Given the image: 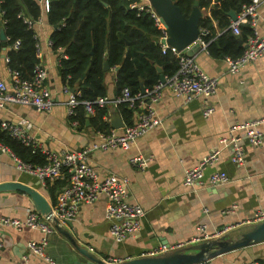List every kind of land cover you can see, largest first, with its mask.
I'll return each mask as SVG.
<instances>
[{
    "label": "crops",
    "instance_id": "1",
    "mask_svg": "<svg viewBox=\"0 0 264 264\" xmlns=\"http://www.w3.org/2000/svg\"><path fill=\"white\" fill-rule=\"evenodd\" d=\"M217 2L212 0L209 8H201L202 17L210 15L211 7ZM258 11V28L264 33V4ZM47 12L43 9L35 31L39 39L40 62L48 70L47 84L55 101L54 108L50 112H41L33 106L10 103L0 107V120L19 121L25 118L32 122L31 132L39 143L56 151L77 150L97 140L98 130L92 126L90 115L85 110V125L74 126L68 115L65 102L69 93L64 89L59 65L63 49H55L51 44V36L57 25L49 23ZM213 24L216 35H221L224 29L218 28L216 20ZM240 45L245 46V42ZM2 49L0 74L11 86L12 75L5 60L6 46H2ZM193 56L209 75L218 79L217 91L210 98L214 108L211 115L205 116L203 113L206 105L204 97L186 102L165 87L162 98L152 103L162 119L159 126L139 137L127 149L98 150L90 156L101 177L109 173L128 177L129 200L140 204L145 210L141 229L123 242L116 241L111 234L110 221L105 217V195L93 203L82 204L77 215L71 219V225L65 220L61 221V226L72 233L78 244L98 258L111 259L115 263L151 255V252L165 248L161 252L164 253L178 244L188 247L193 245L189 242L201 234L198 227L202 223L207 225L208 233L212 236L210 239L218 237L222 230L225 231L219 236L229 233V237H238L253 225L248 221L256 211L264 209V151L248 140L244 129L232 130L236 125L264 119V55L238 73L230 72L226 60L212 57L203 44ZM116 71L115 67L105 71L109 97L117 95ZM106 108L104 120L110 130L115 128L113 116L116 113L124 122L118 106L108 104ZM258 127L264 136V120ZM117 129L122 131V127ZM230 135H238L242 139L245 149L242 164L232 161V149L224 147L221 141L222 137ZM214 149L221 150L218 159L206 165L201 183L185 185L186 168L200 163ZM139 153L151 157L144 169L130 162V158ZM221 170L227 172L229 180L211 185L209 176ZM4 181H20L33 186L45 194L52 206L55 204L46 186L34 175L20 171L6 152L0 153V183ZM234 204L237 206L228 213L227 209ZM32 206L31 197L23 191L0 192V213L3 215L25 218L28 208ZM43 236L39 229L0 226V241L3 242L0 264H44L39 256L27 248L29 240H40ZM47 238V253L55 259L56 264H98L82 255L56 228ZM259 259L264 260V241L216 255L202 264H249Z\"/></svg>",
    "mask_w": 264,
    "mask_h": 264
},
{
    "label": "built area",
    "instance_id": "2",
    "mask_svg": "<svg viewBox=\"0 0 264 264\" xmlns=\"http://www.w3.org/2000/svg\"><path fill=\"white\" fill-rule=\"evenodd\" d=\"M41 3L43 9L49 11L50 0H41ZM262 4H264V0H251L249 3H244L237 13V18L231 19L230 28L234 33L241 34L242 25H248L252 30L245 41V49L239 56L232 57L227 55L224 57L232 73L240 72L249 63L256 61L264 55V33L260 32L258 28V9ZM132 6L138 7L140 11L146 10L150 14L154 24L160 30L157 43L161 46L163 52L172 49L173 53L178 57L179 68L176 73L165 75L164 81L160 79L152 89H146L143 93L132 94L130 88L125 87L118 96L109 97L105 95L95 100L79 99L81 95L80 91H76L75 89L73 91L67 84L64 85L65 91L69 93L65 104L74 126H78L79 124L76 119H73L77 116V106L79 104H84L86 112L92 116L96 113L98 106L104 107L108 104H113L117 107L122 102L128 103L136 112V118L132 124H124L122 131H119L117 128H113L109 132L98 131L97 140L86 144L81 149L56 151L37 141L35 135L31 132L33 124L27 119L22 118L19 121L5 119L1 122L2 129L9 133L12 138L17 139L24 146L30 147L33 152L45 156L46 162L44 164L26 162L7 145L0 142L2 152L11 155L16 167L20 171L34 175L44 186H46L47 181L56 182L62 180L64 182L58 190L57 200L52 206V216L58 218L60 221L72 219L77 215L82 204L93 203L101 195H105L107 198L105 217L110 221L111 234L118 242L125 241L130 235L141 229V220L145 215V210L140 204L129 200L128 177L119 176L115 173H109L101 177L90 161L91 154L98 150L127 149L139 137L154 127L159 126L162 123V119L153 108L152 103L158 102L162 98L165 87L170 88L174 94L182 97L186 102L192 101L197 97H204L206 105L203 113L205 116H209L214 111L213 106L210 104V98L216 93L218 86V79L209 75L200 66L194 56L177 50L167 43L166 40L169 37L168 29L150 0H139ZM40 20L41 17L39 20L25 18L30 27H35L36 23ZM203 31L207 30L201 28V34ZM163 39L166 42H163ZM199 41L207 47V43L201 37H199ZM19 45V40L13 44L15 48H18ZM37 47L39 50V41ZM2 50L0 46V53L3 52ZM62 57H67V55L63 53L60 55L59 65L61 64ZM9 59L5 55L7 63ZM9 71L12 75L11 86L7 84L0 74V107L13 103L33 106L41 112H50L54 108L55 101L51 89L47 84L48 70L40 61L36 64L34 75L31 79L23 78L19 71L13 70L10 67ZM147 100L148 103H146ZM263 120L259 119L243 125H236L232 130L236 128L244 129L248 140L264 151V136L258 127ZM221 141L224 147L232 149L231 159L234 163H244L245 149L240 136L230 135L222 137ZM220 151V149H214L200 163L186 168L184 184L193 186L201 183L205 175L206 165L215 162L218 159ZM150 159L151 157L139 153L132 156L130 162L137 168L144 169L148 166ZM228 180V174L223 170L214 171L209 176V182L214 186L226 183ZM236 206L234 204L231 208L227 209V212H232ZM261 221H264V209L256 211L248 223L255 224ZM0 226H12L18 229L30 227L42 231L44 236L40 240H29L27 248L31 253L39 256L44 261V264H56L55 259L47 253L49 243L47 236L55 230L53 219L45 218L32 206L28 208L25 218L11 217L0 213ZM198 228L201 234L194 237L189 244H195L212 238L208 233L205 223L200 224ZM222 231H219L217 235L219 236ZM184 246L186 245L178 244L167 251L183 248ZM2 247L3 242L0 241V249ZM164 250L166 249L153 251L150 254L155 255ZM110 260L108 259V261ZM249 264H258V262Z\"/></svg>",
    "mask_w": 264,
    "mask_h": 264
},
{
    "label": "trees",
    "instance_id": "3",
    "mask_svg": "<svg viewBox=\"0 0 264 264\" xmlns=\"http://www.w3.org/2000/svg\"><path fill=\"white\" fill-rule=\"evenodd\" d=\"M139 0H50L47 12L48 21L57 25L51 36L52 46L63 49L60 73L64 84L80 91L79 99L95 100L108 95L105 85L104 64L117 68L116 93L120 95L125 87L132 94L143 93L152 89L160 81L162 68L164 75H173L179 68L178 57L172 49L163 52L156 42L160 35L159 28L146 10L140 11L132 6ZM196 0H174L187 15L190 14ZM251 0H218L211 7V14L201 17L199 26L203 31L201 38L207 43V50L214 58H224L227 55L239 56L245 49L240 45L239 38L246 41L252 32L248 25H242L240 36L230 28V10L240 11L244 3ZM212 0H199L200 8H209ZM43 7L41 0H0V30L4 29L6 40L0 38V46H6L10 58L8 66L21 73L25 79H31L34 69L39 63L38 37L35 27H30L25 18L39 20ZM224 29L221 35H216L213 21ZM19 40L20 45L13 44ZM125 124L135 121V110L128 103L118 105ZM85 106H77L76 119L85 125ZM86 112V110H85ZM106 106L97 107L96 113L90 116L94 129L109 132V124L104 120ZM72 121V118H71ZM78 124V125H79ZM0 142L7 145L16 155L26 162L44 164L45 156L33 152L1 127ZM64 184L62 180L46 182V189L53 203L57 192ZM258 264H264L259 259Z\"/></svg>",
    "mask_w": 264,
    "mask_h": 264
},
{
    "label": "water",
    "instance_id": "4",
    "mask_svg": "<svg viewBox=\"0 0 264 264\" xmlns=\"http://www.w3.org/2000/svg\"><path fill=\"white\" fill-rule=\"evenodd\" d=\"M151 4L155 7L158 13L161 15L164 24L166 25L169 37L167 43L177 50L184 51L188 55L193 56L200 48L202 44L199 41L201 37V28L199 26L200 18L202 17V10L199 7V0H196L194 7L190 14H186L182 11L181 7L178 6L174 0H150ZM232 19L237 18L235 10L228 12ZM0 36L2 40L7 39L6 32L3 28L0 30ZM166 42L165 39L162 40ZM243 43L242 40L239 41ZM104 70L109 69L108 62L104 64ZM160 72V79L164 81L165 75L162 72L160 66H156ZM75 88H72L74 91ZM145 87L142 85V91L145 92ZM113 126L115 128L123 127L124 122L120 118L119 114L116 113L113 116ZM0 153L2 150L0 149ZM20 190L27 193L34 204V207L38 212L41 213L47 219H53L55 228L62 233L74 247L82 253L85 257L98 264H194L203 263L204 261L234 250L240 247H245L254 243L264 241V221L255 223L247 227L242 231L238 237H229L228 234L218 236L214 239L204 240L188 247L177 248L169 250L164 253L155 255H145L135 258L122 260L119 262H111L96 257L86 247L78 244L73 237L72 233L61 226V221L52 216V205L44 193L40 192L37 188L22 183L20 181H4L0 183V192L16 191ZM65 222L71 225V219H66Z\"/></svg>",
    "mask_w": 264,
    "mask_h": 264
}]
</instances>
